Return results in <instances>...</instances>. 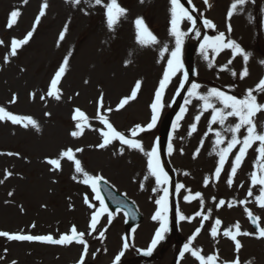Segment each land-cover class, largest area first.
Instances as JSON below:
<instances>
[{
  "label": "rangeland",
  "instance_id": "rangeland-1",
  "mask_svg": "<svg viewBox=\"0 0 264 264\" xmlns=\"http://www.w3.org/2000/svg\"><path fill=\"white\" fill-rule=\"evenodd\" d=\"M212 1L213 9L205 11L201 17L213 21L223 32H228L230 24L229 39L235 40L250 55L245 65L242 55L233 57L232 49H228L219 57L211 54L214 50L201 53L197 64L199 76L194 83L201 86L198 89L200 94L206 95L211 88H218L239 98L245 93L246 87L259 78L258 74L256 79L251 80L254 73H258L260 69L258 61L262 62L261 53L264 52V24H259L260 19L264 18V1L249 0L245 5L238 6L230 19L227 13L235 0ZM44 2L45 0H27V3L23 0H0V40L4 42L0 44V106L19 112L22 116H30L39 125V129L32 126L20 128L14 124L12 126L9 121H0V153H2L0 181H3L0 183V231L52 235L58 238L59 234L67 232L72 224L84 230L87 215L83 212L89 207L84 202L88 193L87 185L82 183V175L75 172L73 162L62 160L60 170H53L54 166L47 162L49 159H56L58 154L67 148L83 149L82 152L76 153V157L82 161L84 169L89 174L103 175L121 193L129 194L138 202L142 199L143 204L140 205L144 209L151 206L149 199H146L148 193L144 195L142 186H145L146 191L151 188H148L146 183H141L143 179L140 174L143 173V168L142 163L138 167L139 160L134 158L136 155L127 149H124L121 155L120 147L116 142L104 149L97 147L103 141L100 130L104 128L100 123L99 114L106 115L118 131L122 130L126 133L133 128V124L147 121L148 109L155 101V92L167 69L171 51L175 48V37L171 35V19L166 15L169 0H143V2L118 0L120 6L127 11L114 26V30L107 27L106 8L103 5H96L95 0H81L78 5L73 0H46L48 8L45 9V15L40 18L39 25L35 26L32 38L18 49L16 56H11L12 39H23L33 29ZM109 2L110 0H104V4ZM255 2L261 8H255ZM13 10H19L21 15L17 23L12 28H8L7 23ZM137 18H146L151 23L159 41L157 44H139L135 26ZM65 26L67 32L64 39L60 40V34ZM181 30L187 38L188 23L181 24ZM165 46L168 48L167 52H164ZM182 47L185 49L184 44ZM259 48L262 51H259ZM205 55L208 59H205ZM65 58L69 60V64L59 82L62 87V99L59 101L51 97L41 99L49 90L50 82ZM220 62L226 67L221 68ZM245 66L249 70V75L241 79ZM233 72L236 73L235 76ZM180 75L181 72L177 73L173 82L166 85L163 93L166 101L171 99L178 87ZM138 81L141 82V88L137 101L130 100L123 110H116L119 101L131 94ZM32 93L36 94L35 98L32 97ZM101 94L104 98V108L112 109L110 113L107 109L100 113L95 111ZM13 96L16 97V102L10 103ZM187 99H191V102L185 106V110L200 115L198 122L208 129L203 130L206 134L205 142L194 145L197 147L196 152L185 156L183 165L178 164L184 168L183 181L187 186V194L191 196L189 201H181L182 204L179 206V214L190 218L182 220L180 237L187 243L191 232L195 228H200L202 236L197 239L198 241L201 239L197 243L204 245L203 253L210 255L209 252L216 249L223 250V252L219 251L223 254V259L230 255L226 259L230 261L236 255H231L229 249L219 242L222 234L218 233L213 238L211 226L217 218L222 221L219 227L233 223L234 217L229 213L234 214V212L227 210V206L231 204V199L227 195L232 193V187L227 181L231 177V168L234 166L240 145L237 146V151L228 155L232 159L218 185L213 182L212 175H215V165L218 157L220 158L216 148V133L220 132L224 137V143L218 147L220 152L231 140L233 133L228 129L238 122V118L229 117L224 125L212 124L211 109L204 110V102L196 98ZM213 103H216L217 107H222L215 100ZM76 108L86 113L88 123L91 125L84 129L80 137L71 136V132L76 130V121L73 119ZM257 114L255 123L259 131V127L264 128V110ZM237 135L238 138L243 139L246 129L242 128ZM145 139L150 142L149 136ZM253 145L256 149L259 146L258 142ZM7 153L19 155L9 156ZM261 163L258 151L248 150L236 175L231 177L237 179L231 184L235 189L239 184L238 199L240 209L243 210L236 218L240 226L249 228L251 232L248 233H253L245 237L241 235L242 248L237 256L243 262L251 261V264H264V238H260L248 226L245 220L248 216L246 210L255 208L258 211L256 215L259 216L264 228V208L259 206L257 194L252 196L242 194L241 184L248 183V178L252 182V173L256 168L257 175L264 174L261 172ZM6 172H11L12 175L5 178ZM74 176L76 179H73ZM220 191L222 194L213 195ZM196 193H201L202 196L193 198ZM155 195L157 196V193ZM220 200L226 201L224 208L220 207ZM198 212L209 218L203 219L202 216L196 215ZM203 221L207 222L205 228H201ZM33 224H35L34 228L31 227ZM122 229L116 226L104 236L115 247L113 252L104 256L98 252L100 258H96L97 254L92 255L91 251L94 248H91L86 262L114 264L113 257L116 252L119 254L121 251L117 234L123 231ZM143 230L145 232L150 230L146 223ZM143 230L138 233V237H142ZM170 236L167 235V240ZM1 240L0 253L3 251L7 255L8 264L13 261L16 264H73L80 259L78 253L70 257V260L64 253L83 247L77 244L72 248L54 250L44 245L10 243L5 247L3 243L5 240ZM98 243L100 244L101 241ZM179 243L180 238H176L175 248L173 244L163 246L156 254L157 264H171L177 248L181 246ZM221 246L223 248H220ZM192 248L195 246L192 245ZM184 257H187L185 264H193L190 253L185 254ZM129 259L131 258L122 259L121 264H131ZM184 261L185 259L181 264Z\"/></svg>",
  "mask_w": 264,
  "mask_h": 264
},
{
  "label": "snow or ice",
  "instance_id": "snow-or-ice-1",
  "mask_svg": "<svg viewBox=\"0 0 264 264\" xmlns=\"http://www.w3.org/2000/svg\"><path fill=\"white\" fill-rule=\"evenodd\" d=\"M24 3H27V0H23ZM75 4H79L81 0H73ZM143 2V0H141ZM191 0H189V3ZM208 0H205L207 4ZM249 0H235L234 3L231 4V10L227 13L228 18L230 19L234 12L237 10L238 6H243L248 3ZM254 2V0H252ZM171 3V35L175 37V50L171 51V59L167 61V69L163 73V78L159 82V88L155 92V101L151 104V120L146 125L137 124L133 128L129 130V134L126 135L125 133L118 131L114 125L109 121L106 115L103 113L99 114L100 123L104 125V128L100 130L101 136L103 138L102 143H100L97 147L100 149H104L112 144L114 141H119L121 145L127 146L129 149L139 150L140 152L144 153L148 157L147 159V169L151 176L156 178L158 184H167L169 182V176L167 172H165L164 167L161 164L160 155L158 147H153L151 151H145L143 144L140 140L136 139L139 133L145 132L147 130H151L157 124L159 114L162 107V97L165 91L166 85L171 82L173 76L177 73L181 72L184 69V64L182 60V46L184 42V35L185 33L181 30V23L184 20H188L191 22L193 26H195L197 20L193 17L192 13L184 6L181 0H170ZM96 5H103L106 8V16H107V27L110 30H114V26L119 22L120 18L126 15V9L121 7L118 3V0H110L109 3L104 4V0H95ZM48 8V4L45 2L42 4V7L39 11L38 16L35 19L33 29L29 31L23 39H12L11 41V56H16L18 49L26 45L30 39L32 38L35 32V26L39 25L40 18L45 15V9ZM21 15L19 10H13L10 13V17L7 23L8 28H12L18 21L19 16ZM135 26L137 30V41L141 45H154L157 44L159 41L157 37L149 30L148 26L146 25L143 18H137L135 20ZM204 27L215 29L216 25L211 20H204ZM228 32H231V25H228ZM67 32V26H65L64 31L61 32L59 39L63 40L65 33ZM197 37L200 36V33L197 31L195 33ZM204 42L200 45L202 54L206 53L209 49L214 50L216 53H219L222 49H232L233 50V57L235 55H242L245 65L249 59L248 53L244 51L243 48L235 41V40H227L225 33L220 32L219 35L216 36H204ZM4 42L0 40V44ZM168 48L164 47V52H167ZM163 54V53H162ZM7 62V57L5 58ZM205 59H208V56L205 55ZM231 62V61H229ZM130 63V61H129ZM261 63H264L262 61ZM69 64V60L65 58L63 60L62 65L56 71L54 78L50 82V88L46 93V96H42L41 99H46L47 97H51L57 101L62 99V91L58 87L59 82L61 81L62 77L67 71ZM234 76L236 75L235 72L232 73ZM249 75V70L245 66L243 68V72L241 75V79L247 77ZM189 80V72L183 71V81L181 82V88L183 87L184 83H187ZM201 86L197 83L191 84V90L188 92L189 98H196L200 101H203V109L209 110L211 109V123L220 125H224L226 120L229 117H236L238 118V122L235 123L234 126L230 127L228 130L233 133L231 140L228 142L227 147L220 150V166L215 170V176L218 179L220 177L223 165L225 163L226 157L236 148L237 145H241L239 148L238 154L235 156L234 166L231 168V177L236 175L237 169L241 165L244 157L249 148L252 147L253 144L258 142L259 146L256 149L259 153V158L261 160V172L264 173V131H258L257 125L254 120V115L264 110V104L258 103L257 96L253 94L254 91L264 92V78L260 79L256 89H249L247 90L246 95L240 99L237 98L235 95H229L224 91H221L218 88H211L206 95L200 94L198 89ZM141 88V82H137L135 84L134 90L131 92L129 96L124 97L121 99L117 105L116 110H120L125 108V106L130 102V100H134L137 96L138 90ZM35 93H32V97L35 98ZM103 94L99 97V107L102 109L104 107L103 104ZM213 100L218 102L222 107H217L216 103H213ZM16 97L10 101V103H15ZM191 99H186L185 104H189ZM112 109H107V112H111ZM185 109H181L183 113ZM46 115H50V113H46ZM73 119L76 121L75 131L71 132V136L73 137H80L83 135L84 129L87 127H91L88 123V117L84 111L80 108H76L74 110ZM179 120L180 117H177ZM195 120L198 122L200 120V115L195 117ZM0 121H11L12 124H22L23 127L28 128L32 126L34 128L39 129V125L35 119L30 116H19L13 114L12 112L8 111L5 107L0 106ZM175 127V125H174ZM192 131L196 130V124L193 123ZM242 128L246 129V135H244L243 139L241 140L238 138V135ZM217 140L216 144L220 145L224 143V137L221 135L220 132L216 133ZM173 150L172 145L169 144V152ZM82 148H76L73 150L72 148H67L63 150L61 153L58 154L56 159H49L47 162L50 165L54 166L53 170H60L62 167L61 161L67 160L71 161L74 164V170L77 174H81L83 179L82 183L85 185H89L91 187L92 192L95 193V199L100 203L99 211H94L91 216L90 222V229L91 231H96L97 224L100 220V217L103 213H108L109 217L111 218L112 213H110L105 205V201L101 195V183L105 181V177L103 175H92L89 174L83 167L82 161L76 157L77 152H82ZM124 152V148L120 149V154L122 155ZM2 154V153H0ZM198 154V152H197ZM7 155H19L18 153H7ZM187 174V173H186ZM12 175L11 172H6L5 178H8ZM229 178L227 183L229 186L233 183L232 178ZM73 179H76L74 176ZM147 179V177H145ZM252 185H260V195L256 197L259 206L264 208V174L257 175L256 172L252 173ZM3 181H0L2 183ZM184 185H178L177 191L183 188ZM155 191V189H154ZM12 195V193H9ZM249 196H252L253 193L251 189L248 192ZM168 190L167 188L164 189V195L160 199L156 200L155 203L160 205V209L156 211L155 215L152 216L153 220L160 221V227L155 232V237L151 241V246L144 251V255H152L153 250L161 242L165 236L164 234L169 231L168 228ZM202 196L201 193H196L195 197L193 198H200ZM186 201L189 200L188 196L184 198ZM84 202L89 205V207L94 208L95 205L92 204L87 195H85ZM241 203H247V201H241ZM220 206L225 204V201H219ZM231 207V205H229ZM249 219L252 221L254 225L259 227V217L255 216L250 210L247 211ZM196 215L202 216L203 219H208L209 216L203 215L202 212L196 213ZM181 220H189L190 218L184 216L183 214L180 215ZM215 224L217 226L222 224L220 219L215 220ZM31 227H35L33 224ZM235 234L233 230L227 229L224 231V236L230 237L231 240L235 242V250L238 253L242 248V244L239 239H237L238 235H253V233L248 232H241L240 224L237 222L234 225ZM200 228H197L196 235L199 234ZM105 231H100V237H104ZM211 235L215 238L218 235V230L216 227H213L211 230ZM0 237H6L10 241H39L48 244H55V245H70L73 242H76L83 246L82 255L78 261V264H85V259L88 255V244L87 241L84 239L85 233L80 232L77 230L76 226L73 225L70 229V233H66L61 235L58 239L54 238L52 235H30V234H22V233H9L7 231H0ZM259 237L264 238V228L259 229ZM196 238L193 235L192 240ZM129 248L128 238H124L123 249L127 250ZM190 253L193 257H195L200 264H218V253L213 255H208L205 257L202 255V250H198L195 248H190L189 244H185L184 251L180 253L181 258L184 257L185 253ZM124 256V251L119 252L114 257V264H121V258ZM13 264H16L13 261ZM225 264H241L239 258L231 261L225 262ZM247 264H251V261L247 262Z\"/></svg>",
  "mask_w": 264,
  "mask_h": 264
},
{
  "label": "bare ground",
  "instance_id": "bare-ground-1",
  "mask_svg": "<svg viewBox=\"0 0 264 264\" xmlns=\"http://www.w3.org/2000/svg\"><path fill=\"white\" fill-rule=\"evenodd\" d=\"M22 93H23V92H22ZM79 252H80V251H79ZM74 253H76V250H74V251H67V252H65V256H66V257L73 256Z\"/></svg>",
  "mask_w": 264,
  "mask_h": 264
}]
</instances>
